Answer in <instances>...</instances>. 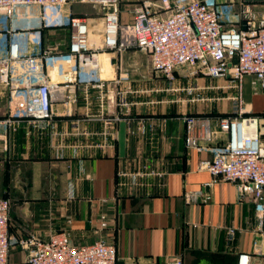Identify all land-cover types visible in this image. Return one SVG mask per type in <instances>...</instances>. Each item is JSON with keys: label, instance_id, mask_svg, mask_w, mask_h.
<instances>
[{"label": "crops", "instance_id": "obj_1", "mask_svg": "<svg viewBox=\"0 0 264 264\" xmlns=\"http://www.w3.org/2000/svg\"><path fill=\"white\" fill-rule=\"evenodd\" d=\"M145 1L161 5L160 0H120L121 23L133 22ZM206 1L232 5L226 28L244 29L246 11L255 21L264 18V0ZM171 2L175 7L189 0ZM68 12L86 18L91 30L92 20L77 15L73 1ZM171 13L161 11L162 16ZM3 26L0 16V30ZM41 38L43 48H57L48 63L69 54L70 29H44ZM90 39L97 68L76 63L69 69L63 63L67 73L77 70L76 94L70 93L77 100L54 105L56 128L22 122L0 139V198L11 202L8 264L26 263L28 252L19 240H46L64 232L74 246L114 243L117 264L175 259L239 264L241 255L249 256V264H264L256 201L240 198L234 185L214 182L209 172L199 170L212 156L188 147L185 124L187 116L210 118L212 144L226 143L218 119L238 116L242 109L244 116L260 119L264 147V90L251 76L232 89L228 77L210 78L188 67L179 69L170 84L153 71L148 54L103 48V22ZM7 46L0 37V58ZM99 82L108 88L101 101L93 87ZM7 115L8 90L0 84V120ZM193 136L204 145L199 125Z\"/></svg>", "mask_w": 264, "mask_h": 264}, {"label": "built area", "instance_id": "obj_2", "mask_svg": "<svg viewBox=\"0 0 264 264\" xmlns=\"http://www.w3.org/2000/svg\"><path fill=\"white\" fill-rule=\"evenodd\" d=\"M80 2L102 6L103 48L119 53L135 48L148 54L153 71L170 84L174 83L179 69L188 67L210 78L228 77L232 89H239L242 79L251 76L257 89L264 90V18L255 21L246 11L244 29L226 28L225 21L229 22L233 13L230 4L218 6L206 0H189L173 7L171 0H160L161 5H154L159 11L145 1L135 12L133 22L123 24L120 0ZM71 3L70 0H0V16L4 21L0 37L8 43L6 56L0 58V84L8 90V115L0 120V139L22 122L55 129L56 97H60L58 101L67 97L70 103L77 100L70 97V93L76 94L77 70H70L65 80L53 82L48 61L57 48H43L44 29H70L69 54L64 56L69 69L76 63L80 67L97 68L96 55L89 53V23L86 18L68 12ZM161 11L172 13L162 16ZM93 87L100 92V101L103 100L108 89L105 83ZM87 92L85 88L84 93ZM218 122L228 140L214 145L211 119L187 116L188 147L212 156L211 160L200 163L199 170L209 172L214 182H228L237 188L240 198L251 197L256 201L264 236V147L260 119L246 117L239 109L238 116L220 118ZM198 125L204 145L193 136ZM10 210V200L0 198V264H8L13 242L9 232ZM18 244L28 252L25 264H117L118 259L114 243L96 241L74 246L65 232L52 233L46 240L34 237L19 240ZM168 264L183 262L175 259ZM239 264H249V256L241 255Z\"/></svg>", "mask_w": 264, "mask_h": 264}, {"label": "rangeland", "instance_id": "obj_3", "mask_svg": "<svg viewBox=\"0 0 264 264\" xmlns=\"http://www.w3.org/2000/svg\"><path fill=\"white\" fill-rule=\"evenodd\" d=\"M70 1L74 2V8L76 10L77 15H84L86 17H89L92 20L93 27L90 30V38L93 36V34L97 35L98 30L99 31L101 30V24L103 22L104 14H105V12L102 10V6L100 5V3L90 2V3L80 4L79 3L80 0H70ZM142 53H144V52H142ZM63 63H65L64 58L61 61L52 59V61L50 63H48L50 70H52L54 67L58 68V71L60 73L59 80H65V78H66L65 76L67 75V71H65V68H63ZM59 98L60 97H56V101H55L54 105H58L59 103H62L64 105L71 104L69 102V100L67 99V97L65 100L66 102L58 101ZM234 115L235 114H232V116H234Z\"/></svg>", "mask_w": 264, "mask_h": 264}, {"label": "bare ground", "instance_id": "obj_4", "mask_svg": "<svg viewBox=\"0 0 264 264\" xmlns=\"http://www.w3.org/2000/svg\"><path fill=\"white\" fill-rule=\"evenodd\" d=\"M92 38V37H91ZM91 40V39H90ZM90 47H91V45H90ZM59 71H58V68H56V67H54L53 69H52V71L50 72L51 73V77H52V79H53V82L54 81H58L57 79H59V77H58V73ZM164 78V77H163Z\"/></svg>", "mask_w": 264, "mask_h": 264}]
</instances>
